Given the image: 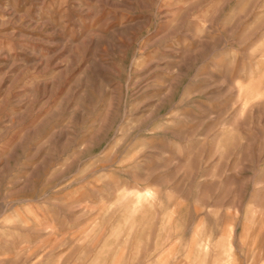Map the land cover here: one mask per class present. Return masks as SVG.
<instances>
[{
  "label": "rangeland",
  "instance_id": "1",
  "mask_svg": "<svg viewBox=\"0 0 264 264\" xmlns=\"http://www.w3.org/2000/svg\"><path fill=\"white\" fill-rule=\"evenodd\" d=\"M0 264H264V0H0Z\"/></svg>",
  "mask_w": 264,
  "mask_h": 264
}]
</instances>
